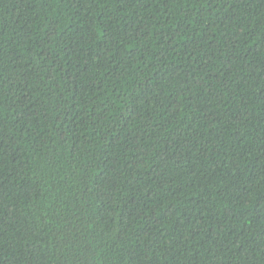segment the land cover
I'll return each mask as SVG.
<instances>
[{
  "label": "trees",
  "instance_id": "1",
  "mask_svg": "<svg viewBox=\"0 0 264 264\" xmlns=\"http://www.w3.org/2000/svg\"><path fill=\"white\" fill-rule=\"evenodd\" d=\"M0 264H264V0H0Z\"/></svg>",
  "mask_w": 264,
  "mask_h": 264
}]
</instances>
